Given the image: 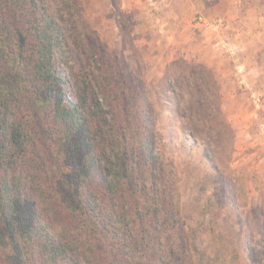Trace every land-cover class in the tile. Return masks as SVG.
Wrapping results in <instances>:
<instances>
[{
	"label": "trees",
	"instance_id": "1",
	"mask_svg": "<svg viewBox=\"0 0 264 264\" xmlns=\"http://www.w3.org/2000/svg\"><path fill=\"white\" fill-rule=\"evenodd\" d=\"M82 13L0 0V264H182L162 245L183 229L173 162Z\"/></svg>",
	"mask_w": 264,
	"mask_h": 264
},
{
	"label": "rangeland",
	"instance_id": "2",
	"mask_svg": "<svg viewBox=\"0 0 264 264\" xmlns=\"http://www.w3.org/2000/svg\"><path fill=\"white\" fill-rule=\"evenodd\" d=\"M80 1L83 49L117 58L129 102L150 108L156 153L173 162L183 229L163 249L182 264H264V31L252 6L178 16L176 0Z\"/></svg>",
	"mask_w": 264,
	"mask_h": 264
},
{
	"label": "crops",
	"instance_id": "3",
	"mask_svg": "<svg viewBox=\"0 0 264 264\" xmlns=\"http://www.w3.org/2000/svg\"><path fill=\"white\" fill-rule=\"evenodd\" d=\"M128 1V0H124ZM137 1H145L146 5L148 6L149 3L152 4H162L163 0H132V2H137ZM178 5L180 6V11L178 12V16L185 15L187 12H190L189 15L195 16L197 14H209L211 12V9L222 3L221 0H176ZM228 1L230 4L239 5L240 3L243 5L244 0H225ZM237 1L239 4H237ZM159 2V3H158ZM174 0H170V2L165 4V6L168 8ZM252 6L250 7V10L253 11V14H256L257 20L255 22V25L261 30L264 31V0H246L245 5ZM168 5V6H167ZM245 7V6H244ZM171 11V8H169ZM186 10V13L184 11ZM176 15V13H173V15ZM200 22L196 23V25H199ZM231 37L229 36L228 38L225 37L224 39V49H229L232 51L234 45L231 43ZM219 44V43H218ZM262 47V46H261ZM226 49V50H227Z\"/></svg>",
	"mask_w": 264,
	"mask_h": 264
}]
</instances>
